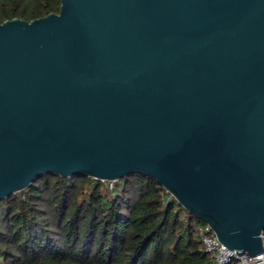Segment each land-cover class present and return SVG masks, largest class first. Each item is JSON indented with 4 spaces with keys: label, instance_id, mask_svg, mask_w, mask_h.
<instances>
[{
    "label": "water",
    "instance_id": "water-1",
    "mask_svg": "<svg viewBox=\"0 0 264 264\" xmlns=\"http://www.w3.org/2000/svg\"><path fill=\"white\" fill-rule=\"evenodd\" d=\"M60 2L0 24V201L140 174L264 253V0Z\"/></svg>",
    "mask_w": 264,
    "mask_h": 264
},
{
    "label": "trees",
    "instance_id": "trees-1",
    "mask_svg": "<svg viewBox=\"0 0 264 264\" xmlns=\"http://www.w3.org/2000/svg\"><path fill=\"white\" fill-rule=\"evenodd\" d=\"M60 0H0V24L58 14ZM153 178L39 176L0 201V264H215L198 226Z\"/></svg>",
    "mask_w": 264,
    "mask_h": 264
},
{
    "label": "built area",
    "instance_id": "built-area-1",
    "mask_svg": "<svg viewBox=\"0 0 264 264\" xmlns=\"http://www.w3.org/2000/svg\"><path fill=\"white\" fill-rule=\"evenodd\" d=\"M112 188V182H110ZM198 232L206 253L215 264H264V253L256 256H238L236 251L227 249L206 224L198 226ZM264 243V233L262 235Z\"/></svg>",
    "mask_w": 264,
    "mask_h": 264
},
{
    "label": "rangeland",
    "instance_id": "rangeland-1",
    "mask_svg": "<svg viewBox=\"0 0 264 264\" xmlns=\"http://www.w3.org/2000/svg\"><path fill=\"white\" fill-rule=\"evenodd\" d=\"M117 182V181H116Z\"/></svg>",
    "mask_w": 264,
    "mask_h": 264
}]
</instances>
